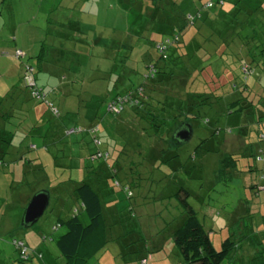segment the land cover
Masks as SVG:
<instances>
[{"label":"rangeland","instance_id":"rangeland-1","mask_svg":"<svg viewBox=\"0 0 264 264\" xmlns=\"http://www.w3.org/2000/svg\"><path fill=\"white\" fill-rule=\"evenodd\" d=\"M209 1L154 0L160 4L161 13L174 12L177 16L193 13L195 7H199L203 24H207L210 32L214 31L211 35L202 31L195 41V50L191 41L196 30L192 28L184 35L187 56L178 59V71L188 72L191 77L188 91L207 96L194 99L201 116L194 119L192 140L178 146L172 140L177 125L174 130L162 131L161 139L152 135L153 130H141L136 135L122 128L125 118H117L107 108L113 94L125 93L146 81L147 63L163 53L153 43L162 41L161 35L134 37L140 25L145 34L154 30L151 0H0V101L19 85L24 65L30 64L34 66L38 88L50 92V100L61 108L60 118L53 120L62 122L68 132L76 127L85 129L99 125L105 144H99L98 148L91 143L89 149L110 151L106 158L92 161L96 171L92 168L87 174V180L100 184L96 188L100 189L108 226L105 253L89 264H141L143 259L148 264H178L182 257L172 235L186 218L175 198L182 187L193 193L190 203L206 228L213 226L211 239L217 250L225 239H238L239 227L243 225L231 223L238 207L237 198H245L253 215L246 220L255 230L264 219V192L258 194L242 185L248 175L243 169L256 164L251 157L255 150L246 144L254 143L253 147L260 144L258 131L261 127L264 131V122L260 126L257 123L258 113L262 114L260 110L264 107V0H229L223 7L215 4L207 8ZM142 4L145 8L138 11ZM259 4L263 7L259 8ZM191 23L195 25L194 21ZM243 35H254L256 40L241 39ZM231 36V47L220 43L217 57L209 59L211 54L207 55L206 51L212 49L215 40ZM241 45L244 49L239 47ZM42 49L45 57L39 58ZM18 50L25 57L18 59ZM240 50L245 51L246 56L242 52L243 58L239 60L234 51ZM202 61L205 63L197 74L192 73L194 65ZM245 66L249 73L244 72ZM243 83L248 85L246 90L238 88ZM54 88L58 90L54 92ZM237 101L236 105L231 104ZM195 102L192 101L191 109ZM66 103L70 107H63ZM35 116L36 113L30 118L33 123ZM31 128L28 121L22 128L15 129V143ZM41 130L35 125L31 131ZM124 133L131 136L129 151L121 158L125 168L118 171L113 169L116 167L113 164L111 174L104 165L118 161L122 148L117 144L123 147L118 140ZM76 136L79 135H66L65 139L76 141ZM30 139L40 146L43 138L34 133ZM64 148L66 146L58 145L55 152L56 148L51 147L48 162L44 158L51 198L45 214L31 227L20 225L16 231H4L7 225L15 227L12 220L19 222L21 215L23 219L29 203L25 197L32 199L38 193L37 181L42 173L30 171L28 167L33 166L25 161L16 162L11 155L0 167V264H66L55 242L66 228L63 226L57 231L54 228L70 208H79L77 202L67 196L79 176L78 172L60 169L67 163L62 158ZM80 148H84L83 145H73L70 152L67 148L66 155L74 152L76 156ZM54 154L59 159H53ZM33 155L34 152L29 157ZM226 157L241 162L238 173H231L233 179L227 175L220 180L221 162ZM256 166V170L249 172L255 179L262 173L261 167ZM70 176L73 182L58 185L68 181ZM124 187H128V191ZM131 205L136 207V218L130 215ZM20 243L28 248L25 261L18 251ZM252 245L255 243L242 244L230 261L250 263L258 250ZM37 246L41 249L34 250Z\"/></svg>","mask_w":264,"mask_h":264},{"label":"trees","instance_id":"trees-1","mask_svg":"<svg viewBox=\"0 0 264 264\" xmlns=\"http://www.w3.org/2000/svg\"><path fill=\"white\" fill-rule=\"evenodd\" d=\"M151 2V5L153 6L151 14L152 24H155L154 30L145 34L143 25H140L137 31L134 32L135 36H133L136 38L142 36L144 39V35H146V37H150L156 33L161 35L163 37L162 41H153V43L163 53L158 55V59H150L147 63L149 71L146 72V81L139 83V85L133 89H128L125 93H115L114 97L108 101L107 108H109L110 105L116 106V111L109 110L110 112H113L117 118H125L126 124L122 127L125 130L127 128V131H132V133L136 135H139L141 130L144 132L153 130L152 135L154 133L155 136L160 138L159 134H161L162 131H168L169 129L172 130L176 125L179 126L184 122H190L193 124L194 119L201 116V110H197L198 106L196 104L198 103H196L194 99H199L200 97H204V95L207 96V94L201 93L199 96L197 92L188 91V86H191V77H188V72L186 73L182 70L178 71L177 61L178 59L187 56V54H184L186 52L184 35L188 34L192 28L196 30L192 35L194 41H191V45L194 48L193 50L197 47L195 41L202 31L209 33L210 35L212 34L211 32L214 31L210 32L207 24H203L200 9L197 6L198 9L195 15L193 14L196 7L193 13L187 14L188 16H177L174 12L172 14L168 12L161 13L160 9H158L160 4L158 5L154 0H151ZM225 4L217 5L223 7ZM259 5V8L263 7L261 4ZM145 6L146 5L142 4L141 8L137 10L142 11ZM156 10L158 12H156ZM192 21H194L195 24L193 26V23H191ZM233 34L234 31L232 35ZM240 37L241 39H249L251 41H253V38L255 39L254 35H243V37ZM231 38L232 36L226 39H221L220 41L215 40L212 49L206 51L207 55L211 54L209 59H212L215 56L217 57L218 51H221L218 49L220 43L223 46H230V44L233 43ZM149 43L152 44V41H149ZM239 47L244 49L242 45ZM43 52L45 51L42 49L39 58H42L41 56L43 55ZM242 52H244L243 54L246 56V53L243 50L237 52L234 51V56L240 60L243 58V55H240ZM22 54V56L16 54V57L18 59L25 57V54ZM178 54H180V56H178ZM249 54L251 55L252 53L250 52ZM43 56L45 57V54ZM238 59H236L235 62H238ZM204 63L205 62L202 61L195 64L191 69L192 73L197 74V71L201 69V64ZM243 66L244 65L241 66L242 70ZM34 71V66L30 64L28 66L24 65L19 85L14 86L5 98L0 101V167L6 164L8 160L7 156L10 155L13 156V160L16 162L25 161L26 163H29L30 166H33L28 167L30 171H40L42 173L37 181L41 186L44 183L48 185V182L50 181L45 173L47 168L44 163V158H47L46 162H48L47 160H49L50 157H48L49 155L47 153L50 152L51 147H55L56 149L54 151L57 152L58 145H63V147L66 146V149H63L64 153L62 158L63 162L67 160V163L60 168L61 170L63 169V172L66 170H69L70 173L77 172L73 171L75 168V162L73 161L82 162L81 166L83 167L82 169H84V175L78 171L79 179H76L77 181L70 187V192L67 193V196L77 202L79 208H70L69 211H71V213L73 212V215L68 220L59 219V223L54 230L57 231L63 226L66 228L65 232L55 239L58 251L62 258L65 259L66 264H89L91 260H97V258H99V256L105 251L103 249L107 244L108 226L104 216L102 198L98 191L100 189L96 188V186H100V184L98 183L96 185L95 182H91L89 179L87 180V174L92 168L96 171L94 164L92 165L91 162H95L97 158H106V155H110V151L106 149L102 152L96 148L89 149L91 143L98 148L99 144H105L99 134L101 133L99 125H89L85 129L76 127L68 132L67 127L62 125V122H56L53 120L60 118V114H62L60 110L61 108L59 107V109L50 100V92L47 93L45 90L38 88L34 78ZM30 79H32L33 84L32 82L30 83ZM246 86L248 85H244L243 83L238 86V88L243 89L244 87V90H246ZM192 101L195 102V104L194 108L192 107L191 109L190 106ZM238 102L239 101L231 104L236 105ZM44 107H46V110L43 109ZM260 112H262V114L258 113L259 117L257 121L259 126L264 122V107ZM35 113L36 116L33 120L34 124L30 118L35 115ZM48 116H50V118ZM185 117L189 119L185 120ZM28 121L31 124V130L35 125H38L39 128L41 127L42 130L38 132L28 130L26 131L27 134H22L25 136L15 143V133H17L15 129L18 130L19 128H22ZM116 123L117 120L115 121V124ZM134 126L138 127V129H134ZM129 127L131 128L130 130H128ZM117 128L120 129L119 127ZM262 129L263 128L261 127V130ZM261 130L258 131L260 144H255L254 147V143L246 144L248 148L250 146L255 150L251 157H253L256 164L253 167L248 166L246 169H243L244 172H248V175L242 183L247 189L255 190V193L257 192L258 194H260L259 192H264V131ZM34 133H39L41 138H43L41 139L42 142L40 143V146L36 145V142L30 139ZM74 134L79 135L78 137L76 136V141H66V135L70 137ZM83 134L88 137H85ZM129 137L131 136L124 133L122 139L119 138L120 140H118V142L123 145V147H120L119 144H117V147L120 149L122 148L118 155V161H112V163L109 162L108 165H104V167L109 169L108 172L111 174H113V164H116V167L113 169L116 168L118 171H120L121 168H125V161H121V158L122 156L127 155L126 153L129 151L128 144L131 140ZM60 138L64 140L61 141ZM164 140L168 141V139ZM174 142L178 144L176 141ZM80 144L83 145L84 148H80V152L76 154V156L73 155L74 152L71 153L70 156L66 155V152L68 154L67 148L70 152L73 145L80 146ZM39 147H41V150H38ZM12 149H14V152L11 151ZM95 150L96 153H94ZM33 152V157H29ZM37 153L40 154V156H38ZM55 154L52 156H56ZM53 159L59 158L56 156V158L53 157ZM225 160H229V162L227 163ZM225 160L221 162V168L219 171L220 180L227 175H230V177H228L229 179H233V174L238 173L237 169L241 162L229 157H226ZM223 163H225V165ZM256 165L261 167L262 172L261 176L257 179L249 174V172L251 173L257 169ZM231 173L233 174L231 175ZM67 180L68 181L58 183V185L66 182H73L71 176ZM128 189V187H124L125 191H128ZM129 195H131V193H129ZM192 195L193 193L187 187H182L175 195L177 202L182 207L184 214H186V218L181 227L172 235V241L182 257V260L178 264H236L233 261H230V258L245 242L255 243V245L252 246L258 249L256 253L257 256L255 255L250 263L245 264H264V219H262V221L258 223L259 225L256 226L258 231L251 226V223L247 221L246 218L249 217L251 219L253 215L249 213L250 209L247 207L245 198H237L238 207L231 218L232 224L242 223L243 225H241L242 227H239L240 233L237 235L238 239L234 240V238L231 237L225 239L221 244V249L217 250L211 239V233L214 232V228L213 226H211L213 229H210L211 227H209V229L206 228L205 224L201 221L198 211L190 203ZM135 208L134 205L129 206L132 218H136L134 214ZM18 251H20L21 255L25 257L24 261L28 259V252L22 253L21 250ZM143 260L141 261V264L142 262L148 264L145 262V259ZM95 263H98V261Z\"/></svg>","mask_w":264,"mask_h":264},{"label":"water","instance_id":"water-1","mask_svg":"<svg viewBox=\"0 0 264 264\" xmlns=\"http://www.w3.org/2000/svg\"><path fill=\"white\" fill-rule=\"evenodd\" d=\"M194 135V127L190 122H184L179 125L172 133V139L180 146L189 143ZM50 203V193L46 190L38 192L28 204L24 217L23 225L31 227L36 224L45 214Z\"/></svg>","mask_w":264,"mask_h":264},{"label":"crops","instance_id":"crops-1","mask_svg":"<svg viewBox=\"0 0 264 264\" xmlns=\"http://www.w3.org/2000/svg\"><path fill=\"white\" fill-rule=\"evenodd\" d=\"M58 89L56 88V90H55V88H54V92H56ZM114 97V94L112 95V97H111V99ZM63 107H70V105H68V103H66ZM194 127V126H193ZM51 136V135H50ZM52 137V136H51ZM51 137H49V138H51ZM120 140V139H119ZM52 143V142H51ZM50 153V152H49ZM37 155L38 156H40V154H38L37 153ZM73 162H75V168H74V170L73 171H80V173L82 174V175H84V169H82L83 167L81 166L82 165V162H80V161H73ZM39 189H38V191L37 192H40V191H44V190H46V191H48L49 193H50V195H51V191L49 190V187L46 185V183H44L43 185H39V187H38ZM36 190V189H35ZM26 199H28L29 200V203H30V201L32 200V199H29V196H26L25 197ZM51 198V197H50ZM28 203V204H29ZM28 206V205H27ZM73 215V212L71 213V211H69L66 215H65V217H64V219L65 220H68L71 216ZM21 218H22V215H21ZM20 218V221L18 222L17 220H12V221H14L15 223H16V225H15V227H9L8 225L7 226H5V224H4V231H16V230H18V228H20L19 226L21 225H23V219H21ZM6 223V222H5ZM59 223V222H58ZM57 223V224H58ZM0 227H1V225H0ZM23 227H24V225H23ZM0 231H1V228H0ZM29 247H30V245H28ZM41 249V247H39V246H37V247H35V249L34 250H40ZM103 253H105V251L103 252ZM102 253V254H103ZM101 254V255H102ZM100 255V256H101ZM99 256V257H100ZM144 261V260H143ZM148 263V262H147Z\"/></svg>","mask_w":264,"mask_h":264},{"label":"built area","instance_id":"built-area-1","mask_svg":"<svg viewBox=\"0 0 264 264\" xmlns=\"http://www.w3.org/2000/svg\"><path fill=\"white\" fill-rule=\"evenodd\" d=\"M227 1H228V0H210L209 3L207 4V8H211V7H213L215 4L224 5ZM17 55H18V56H22L23 54H22L21 51H18V52H17ZM244 72H246V73H249V72H250V70H249V68H248L247 66L244 67ZM29 81H30V83H31V82H32V79H30ZM32 84H33V82H32ZM115 107H116V106H114V105H110V106H109V109H110L111 111H116V108H115ZM20 246H21V247H20ZM18 248H19L20 250H21V248H24V250H21L22 253H25L26 250H28V248H26L25 245H24L23 243H20V245L18 246Z\"/></svg>","mask_w":264,"mask_h":264}]
</instances>
